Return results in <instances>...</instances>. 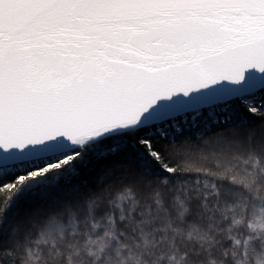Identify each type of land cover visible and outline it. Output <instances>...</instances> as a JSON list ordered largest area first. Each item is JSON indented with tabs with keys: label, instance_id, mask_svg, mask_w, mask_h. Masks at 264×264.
I'll return each mask as SVG.
<instances>
[{
	"label": "snow or ice",
	"instance_id": "obj_1",
	"mask_svg": "<svg viewBox=\"0 0 264 264\" xmlns=\"http://www.w3.org/2000/svg\"><path fill=\"white\" fill-rule=\"evenodd\" d=\"M237 132L264 139V0H0V216Z\"/></svg>",
	"mask_w": 264,
	"mask_h": 264
},
{
	"label": "clouds",
	"instance_id": "obj_2",
	"mask_svg": "<svg viewBox=\"0 0 264 264\" xmlns=\"http://www.w3.org/2000/svg\"><path fill=\"white\" fill-rule=\"evenodd\" d=\"M222 135L230 151L203 141L173 149V175L57 189L11 225L8 254L18 264H264V139Z\"/></svg>",
	"mask_w": 264,
	"mask_h": 264
},
{
	"label": "trees",
	"instance_id": "obj_3",
	"mask_svg": "<svg viewBox=\"0 0 264 264\" xmlns=\"http://www.w3.org/2000/svg\"><path fill=\"white\" fill-rule=\"evenodd\" d=\"M120 162L119 157H114L110 161H101L93 165L92 172H83L80 176L76 177L71 185H66L64 188H69L72 185L81 184L84 187H92L93 190H96L99 187H102L104 184L112 180H117L121 177L126 178L128 172L125 171V168H112L111 172L107 169L103 170L105 167L114 165ZM103 170V171H102ZM136 171V170H133ZM159 174V173H157ZM103 175L104 180L101 182L99 177ZM96 178V182H95ZM8 191V190H6ZM3 193H0V196H3ZM63 192L54 190L53 196H62ZM51 197L45 199L43 202H50ZM42 203L41 200L36 199H27L23 198L21 201L17 202L12 211L8 214L6 224L9 226L0 230V264H18V260L14 256H10L9 250L12 248L13 243V233L11 231V225L23 220L26 216L34 211ZM0 206H3L0 203Z\"/></svg>",
	"mask_w": 264,
	"mask_h": 264
}]
</instances>
